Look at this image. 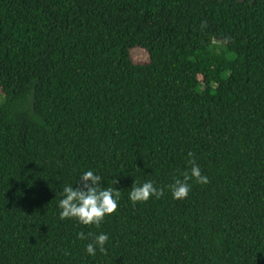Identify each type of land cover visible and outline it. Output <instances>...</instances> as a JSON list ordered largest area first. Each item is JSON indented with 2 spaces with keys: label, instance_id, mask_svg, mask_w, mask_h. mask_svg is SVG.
I'll return each mask as SVG.
<instances>
[{
  "label": "trees",
  "instance_id": "1",
  "mask_svg": "<svg viewBox=\"0 0 264 264\" xmlns=\"http://www.w3.org/2000/svg\"><path fill=\"white\" fill-rule=\"evenodd\" d=\"M0 94V264H264V0H0ZM87 170L98 228L59 218Z\"/></svg>",
  "mask_w": 264,
  "mask_h": 264
},
{
  "label": "clouds",
  "instance_id": "2",
  "mask_svg": "<svg viewBox=\"0 0 264 264\" xmlns=\"http://www.w3.org/2000/svg\"><path fill=\"white\" fill-rule=\"evenodd\" d=\"M191 164L190 174H184V178L177 179L170 184L169 191L173 199L183 200L187 198L192 185L189 180L198 184L209 183V178L203 175L199 165L195 163L192 153L188 154ZM102 177L93 170L83 171L79 175V186L73 184L65 185L62 191V198L58 202L59 218L76 219L85 226L93 225L97 228L103 222L105 216L114 213L120 200V190L115 188H104L101 186ZM116 183V181H114ZM164 195V189L154 186L151 181H145L140 186L131 187L128 198L132 203L146 202L150 197L160 198ZM91 233H77L81 240L88 239ZM108 235L99 233L87 243L85 251L90 257H94L97 251L104 253L105 245L108 242Z\"/></svg>",
  "mask_w": 264,
  "mask_h": 264
},
{
  "label": "rangeland",
  "instance_id": "3",
  "mask_svg": "<svg viewBox=\"0 0 264 264\" xmlns=\"http://www.w3.org/2000/svg\"><path fill=\"white\" fill-rule=\"evenodd\" d=\"M131 57L136 64L147 63L149 61L147 52L141 49L132 50ZM3 99V96L0 94V104L3 102Z\"/></svg>",
  "mask_w": 264,
  "mask_h": 264
},
{
  "label": "water",
  "instance_id": "4",
  "mask_svg": "<svg viewBox=\"0 0 264 264\" xmlns=\"http://www.w3.org/2000/svg\"><path fill=\"white\" fill-rule=\"evenodd\" d=\"M242 1V0H241Z\"/></svg>",
  "mask_w": 264,
  "mask_h": 264
}]
</instances>
